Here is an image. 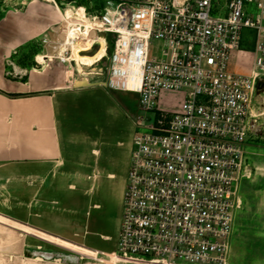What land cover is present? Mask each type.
<instances>
[{
  "label": "built area",
  "instance_id": "obj_1",
  "mask_svg": "<svg viewBox=\"0 0 264 264\" xmlns=\"http://www.w3.org/2000/svg\"><path fill=\"white\" fill-rule=\"evenodd\" d=\"M62 15L68 46L54 57L72 64L73 79L139 94L117 249L106 261L224 263L264 115V0H106L100 11L72 5ZM249 31L252 66L231 70ZM54 33L46 51L60 43ZM100 38L106 52L80 70L73 47L94 54Z\"/></svg>",
  "mask_w": 264,
  "mask_h": 264
},
{
  "label": "crops",
  "instance_id": "obj_2",
  "mask_svg": "<svg viewBox=\"0 0 264 264\" xmlns=\"http://www.w3.org/2000/svg\"><path fill=\"white\" fill-rule=\"evenodd\" d=\"M50 8L11 12L12 25L0 23V264H110L133 115L114 91L122 89L74 80L55 55L40 54L43 64L8 59L43 40L59 18Z\"/></svg>",
  "mask_w": 264,
  "mask_h": 264
},
{
  "label": "rangeland",
  "instance_id": "obj_3",
  "mask_svg": "<svg viewBox=\"0 0 264 264\" xmlns=\"http://www.w3.org/2000/svg\"><path fill=\"white\" fill-rule=\"evenodd\" d=\"M52 4L55 8H50L51 15H58L59 18L54 25L49 28L44 36L54 26L55 29L62 20V12L72 5H82L88 8L96 7L95 0H0V23L12 25V14H20L27 8L38 7L40 4ZM83 10V9H81ZM39 11V10H37ZM53 16V17H54ZM43 36V37H44ZM253 34L249 31L244 40L243 50L238 54L235 52L230 61V69L238 72L250 70L253 61ZM51 48L50 46L48 47ZM111 43L108 41V53H110ZM47 50V51H48ZM46 51L42 39L32 40L24 47H20L8 59L14 61L18 59L25 63L33 59L36 64L39 55ZM45 57L44 55H41ZM52 56V55H51ZM53 62L60 67L62 64L72 68V64L66 59L53 57ZM83 65V64H81ZM7 69H11L12 63L8 61ZM85 68V67H84ZM86 69V68H85ZM119 99L128 107L131 116H135L139 109V94L137 92L114 90ZM180 94L172 95L173 103L179 101ZM247 173L242 177L239 188V206L235 207L236 239L231 246L228 257L224 263L219 264H264V115L259 119L258 134L252 136L248 143Z\"/></svg>",
  "mask_w": 264,
  "mask_h": 264
},
{
  "label": "bare ground",
  "instance_id": "obj_4",
  "mask_svg": "<svg viewBox=\"0 0 264 264\" xmlns=\"http://www.w3.org/2000/svg\"><path fill=\"white\" fill-rule=\"evenodd\" d=\"M71 11L67 10V16H71ZM61 33L64 34L61 36ZM54 40H58L59 42L51 43L49 50L44 53L45 57L54 56V55H62L66 51V47L68 46V40H65V31L62 30V25H59L56 28V33L53 34ZM100 42L103 44V46L99 49V51H96L94 54L89 53H80L78 46L73 47L72 50V57L77 61V65L86 64L91 65L93 64L98 58H100L105 52H106V41L104 38H100ZM80 48H84V44L81 45L79 43ZM84 80V84L87 83V78H82Z\"/></svg>",
  "mask_w": 264,
  "mask_h": 264
},
{
  "label": "trees",
  "instance_id": "obj_5",
  "mask_svg": "<svg viewBox=\"0 0 264 264\" xmlns=\"http://www.w3.org/2000/svg\"><path fill=\"white\" fill-rule=\"evenodd\" d=\"M105 2H106V0H95V3L97 4V6L96 7H92V8H88V10L90 11V12H96V11H100V10H102V8L104 7V5H105ZM110 43H111V48H110V50H112V46H113V42H112V39H110ZM244 44V43H243Z\"/></svg>",
  "mask_w": 264,
  "mask_h": 264
},
{
  "label": "water",
  "instance_id": "obj_6",
  "mask_svg": "<svg viewBox=\"0 0 264 264\" xmlns=\"http://www.w3.org/2000/svg\"><path fill=\"white\" fill-rule=\"evenodd\" d=\"M101 34H102V35H105L104 32H102ZM100 43H101V42H100ZM90 84H92V83H90V82L87 80V83L84 84V85H90ZM75 85H77V84L75 83ZM259 87H264V80L260 82Z\"/></svg>",
  "mask_w": 264,
  "mask_h": 264
}]
</instances>
